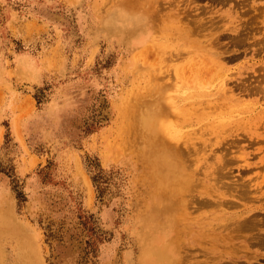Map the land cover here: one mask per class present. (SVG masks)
<instances>
[{
	"label": "rangeland",
	"instance_id": "1",
	"mask_svg": "<svg viewBox=\"0 0 264 264\" xmlns=\"http://www.w3.org/2000/svg\"><path fill=\"white\" fill-rule=\"evenodd\" d=\"M230 200L264 220V0H0V264H220Z\"/></svg>",
	"mask_w": 264,
	"mask_h": 264
},
{
	"label": "bare ground",
	"instance_id": "2",
	"mask_svg": "<svg viewBox=\"0 0 264 264\" xmlns=\"http://www.w3.org/2000/svg\"><path fill=\"white\" fill-rule=\"evenodd\" d=\"M150 101L151 100H146V102ZM141 118L144 120L141 124L145 128L142 135L147 137V141L151 143L157 142L158 144L163 143L164 137L160 135L159 132H156L154 128L157 126L154 124V121H158L156 114H154L146 105L143 106ZM162 151L167 156V161L163 164L157 163L156 167H152L160 174L159 181L157 180L160 191L163 192L170 189V192H173L174 194V199L169 197L168 200L166 199L167 201H165L166 204L169 208H178L179 204H182V202L187 199L182 193L185 191L184 188H189L192 185L193 179L189 174L190 172H188L187 165L181 161L180 157L184 158V156L178 147L173 150L171 154L169 150ZM226 204L229 207L237 209L242 207V209L232 213L231 217L226 220L219 221L218 223L211 222L214 223L213 229L218 231V233L211 234L210 236L211 250L213 252H218L214 259L219 263L221 262L220 264H232V262L234 264H241L242 262H240V260L242 259H246L248 262L252 263L253 260H257L259 257V253L253 251L252 248L256 246L264 248V220L262 221L254 217V210L256 209L254 206L247 207L245 204L242 205L232 200L227 201ZM1 222L4 223L3 221ZM169 233L170 235L173 234L171 232ZM158 237L162 241V246L158 248L152 247L157 248L155 251L152 249L148 252L147 250L146 256L148 258H154V260L157 261L156 264H171L176 255L173 246H175V243H177V245H179V243L176 242V238L174 239V237ZM166 241H168V244H166ZM236 241H238V243H236ZM165 246L169 247L171 250L168 251V248H165ZM148 247L150 248V246Z\"/></svg>",
	"mask_w": 264,
	"mask_h": 264
}]
</instances>
